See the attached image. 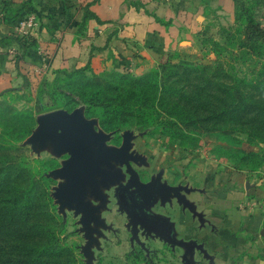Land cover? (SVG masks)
I'll use <instances>...</instances> for the list:
<instances>
[{
	"label": "crops",
	"instance_id": "obj_1",
	"mask_svg": "<svg viewBox=\"0 0 264 264\" xmlns=\"http://www.w3.org/2000/svg\"><path fill=\"white\" fill-rule=\"evenodd\" d=\"M233 11L232 0H0V101L40 107L49 97L39 92L76 69L138 74L159 62L197 59L203 28L214 15L231 20ZM27 13L36 16L35 43L22 46L15 25ZM36 131L24 143L34 157L47 154L61 168L69 154L60 131L33 140ZM122 143L105 159L112 151L99 137L89 139L88 155L102 162L75 179L79 201L61 199V214L74 213L78 203L99 205L87 209L96 218L108 212L127 220L151 211L156 228L171 229L177 244L204 246L202 254L177 252L178 264L263 263L264 167L252 180L205 150L156 147L141 134H127ZM245 144L249 151L263 147ZM56 180L63 190L66 179Z\"/></svg>",
	"mask_w": 264,
	"mask_h": 264
},
{
	"label": "trees",
	"instance_id": "obj_2",
	"mask_svg": "<svg viewBox=\"0 0 264 264\" xmlns=\"http://www.w3.org/2000/svg\"><path fill=\"white\" fill-rule=\"evenodd\" d=\"M235 1V22H242L236 29L240 34L237 54L224 58L222 48L214 43L219 56L211 64H161L162 71L154 72L156 80L152 71L134 77L128 93L133 101L141 96L153 102L148 108L155 106L154 110L169 120L164 129L173 126L183 135L187 130L231 135L238 132L245 135L240 143L264 146V28L257 25L249 7L240 2L237 9ZM16 40L22 46L35 43L32 36H17ZM253 49L252 55L262 62L251 74L240 76L235 68L237 59L233 57L239 58ZM171 67L177 69L165 76L164 72ZM86 71L87 68L76 69L56 78L39 92L49 97L40 102V108H64L57 96L60 83L102 84L100 75H88ZM111 101L113 104H100L105 117L100 123L120 120V125H128L135 118L132 111L140 101L130 106L131 112ZM13 105L12 100L0 101V264H83L75 247L66 243L65 222L51 197L53 180L48 172L59 167V163L54 158L41 160V168L37 169L36 161L22 145L35 127L36 117L31 108ZM114 105L118 108L111 110ZM188 137L195 141L194 136ZM235 153L242 162L235 165L239 171L256 172L264 167V148L258 151L237 148Z\"/></svg>",
	"mask_w": 264,
	"mask_h": 264
},
{
	"label": "rangeland",
	"instance_id": "obj_3",
	"mask_svg": "<svg viewBox=\"0 0 264 264\" xmlns=\"http://www.w3.org/2000/svg\"><path fill=\"white\" fill-rule=\"evenodd\" d=\"M235 2V8L237 9L240 8V2L249 7L257 25L264 28V0H239ZM241 25L242 22H235L234 11L231 20L226 18L222 20L214 15L213 21L202 30L205 40L203 50L200 56L194 60H167L159 62L138 74L131 70L102 73L103 75L97 74L100 75L99 77L103 81L100 85L92 84L87 86L82 82L74 81V83L71 81L67 85L60 83L57 96L60 106L64 108L49 109L47 107L46 109H41L38 106L36 107V105L30 106L29 108H31L36 117L34 128L41 127L38 123V117L41 114L62 109L68 113L78 114V117L83 120L87 127L92 129L96 137L101 139V147L112 151V153L122 148L125 135L141 134L147 137V139H153L156 147L163 144L165 148L177 146L180 151L186 152L201 150L200 152L204 153L205 150L214 159H223L230 166L236 168L235 165L240 166L242 162L239 155L235 153V150L240 148L244 151H249L245 143L239 142V140H245V135L238 132L231 135L230 133H222L221 131L203 133L193 130L184 131L186 134L183 135L179 131H176L173 126H167L164 129L163 126L169 122L167 117L154 110L155 106L148 108L153 102L148 101L145 97L139 96L136 101H133L128 90H130L132 78L141 76L149 71L153 72V78L156 80L157 73L154 72L162 71L160 69L161 64H211L219 56L217 55L219 50L214 47V43L219 44L222 48L221 56H224V58L232 56L231 53L237 54L239 52L237 42L240 34L236 29L241 27ZM252 54H255L254 49L241 55L239 58L233 57L235 60L237 59L235 61V68L238 70L240 76L251 74L259 68L262 60L254 57ZM176 69L173 67L167 68L164 72L165 76L170 75L171 70L175 71ZM124 74L128 77H122ZM111 87H115L116 91H114V88L111 89ZM111 100H115L114 102L116 103L114 104H120L124 110L129 112L132 111L130 106L138 100L140 101L135 107V111H132L135 118L131 119L128 125L126 123L120 125V120L107 123L105 121L103 125L100 123L102 118H105L100 104H113ZM13 106L18 108L16 105ZM116 108L118 106L114 105L111 110H116ZM189 134L194 136L195 141L188 137ZM23 146L27 148V155L36 161L34 165L37 169L41 168L39 164L41 160L51 159L44 153H41L39 157H34L30 147L26 144ZM261 148H264V146ZM65 157H68V154ZM54 159L60 165L59 160ZM60 159L62 160L64 157ZM52 170L48 172V177L53 180L50 192L57 208V213L61 215L63 222H65L64 238L68 245L75 247V253L83 264H178L179 261L176 258H179V255L177 252L185 256L188 253H192L193 249L198 250L201 254L206 252L203 245L189 246L174 242L176 239H174L171 229L160 230L156 228V216L151 211L140 213L138 214L140 216L137 215L135 217L132 214H128L127 220L122 213L113 215L108 212L104 213L102 217L98 215V218H96L92 212L89 215L87 209L92 208L91 211H93L99 205H94L93 207V203L90 202L92 207L74 205V213L67 212L66 215L61 214L59 201L56 196L57 180L52 175ZM244 172H246L249 178L253 174H257L258 176L261 169L256 172H247V169H244ZM255 178L254 175L251 179L254 180ZM67 188H71V186ZM64 192L68 193L67 191ZM262 238L264 240L263 232ZM261 251L262 264H264V244L261 247Z\"/></svg>",
	"mask_w": 264,
	"mask_h": 264
},
{
	"label": "water",
	"instance_id": "obj_4",
	"mask_svg": "<svg viewBox=\"0 0 264 264\" xmlns=\"http://www.w3.org/2000/svg\"><path fill=\"white\" fill-rule=\"evenodd\" d=\"M38 123L41 127H37V131L35 134L33 133L32 139L34 140V138H36L40 140L48 138L52 132L58 130L63 137L62 146L69 154V158L64 161L61 168L59 166L51 171L55 178H65L67 181V185L63 190L57 189L56 191L58 201L61 199L68 200L67 203L79 201L78 197H76L77 185L75 179L81 175L87 176L88 171H94L95 166L102 162V160L96 161L95 155L89 156L87 151L89 139H93L96 135L92 129L87 127L83 120L78 117V114L68 113L62 109L41 114L38 117ZM24 144L26 143L23 141V145ZM111 155H114V153L105 155V159H108ZM69 186H71V188H67ZM78 205L80 206L81 204L78 203Z\"/></svg>",
	"mask_w": 264,
	"mask_h": 264
},
{
	"label": "built area",
	"instance_id": "obj_5",
	"mask_svg": "<svg viewBox=\"0 0 264 264\" xmlns=\"http://www.w3.org/2000/svg\"><path fill=\"white\" fill-rule=\"evenodd\" d=\"M36 16L33 13L24 15L15 25V32L19 36H32L36 28Z\"/></svg>",
	"mask_w": 264,
	"mask_h": 264
}]
</instances>
